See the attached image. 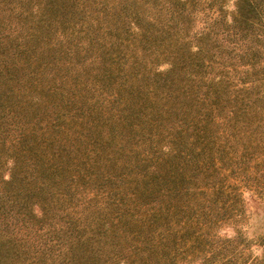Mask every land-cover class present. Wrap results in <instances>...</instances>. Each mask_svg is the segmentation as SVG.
<instances>
[{
  "label": "trees",
  "instance_id": "trees-1",
  "mask_svg": "<svg viewBox=\"0 0 264 264\" xmlns=\"http://www.w3.org/2000/svg\"><path fill=\"white\" fill-rule=\"evenodd\" d=\"M226 1L0 0V264H264L213 231L239 194L184 176L259 145L264 0Z\"/></svg>",
  "mask_w": 264,
  "mask_h": 264
},
{
  "label": "rangeland",
  "instance_id": "rangeland-1",
  "mask_svg": "<svg viewBox=\"0 0 264 264\" xmlns=\"http://www.w3.org/2000/svg\"><path fill=\"white\" fill-rule=\"evenodd\" d=\"M233 1L227 0L225 4L227 20H229V16L234 9ZM196 25L197 22L194 26ZM157 68L160 71H165L167 65L161 64ZM30 107L31 105H29ZM41 109V107H32L27 109L26 112L24 109L19 110V113L32 118L39 115ZM50 110H52V107ZM14 119L15 117L12 119L10 113L6 114L0 120V124L3 126V123ZM251 121H253L252 127L254 128L252 138H254V142L258 141L259 143V145H256V143L252 145L255 148L254 153L242 150L240 145L225 147L221 151L215 147L206 148L207 150L204 153L196 156V159H198L197 165L185 166L184 176L190 185L188 187L190 196L191 198H196V202L202 197V192L195 190L196 186H211L213 183L219 182L226 185L227 190H235L239 194L241 197L240 209L243 210L245 215L240 216L237 220L238 222L233 224L229 221L219 223L217 226H213V231L220 239H223L235 237V231L238 230L241 240L247 244L249 254L257 256L260 253L259 239L264 237V124L260 119V115L257 116V114L253 115ZM1 129L4 130L2 127ZM163 140L162 137H157L152 141L153 146L160 150L164 149L165 143ZM136 148L142 149V147ZM209 151L213 152V154ZM207 154L211 155L212 159L205 161ZM214 160L219 162L220 171L212 172L213 167L211 168L210 166H212ZM1 161L3 164L0 173L6 177L8 160L4 161L2 158ZM207 166L210 168H207ZM242 177H246V183L240 181ZM194 212L198 213L195 210ZM194 212L190 209L188 212L179 213V215L182 217L184 213L194 216ZM210 262L212 260L206 262L199 255H195L191 262L187 264H213Z\"/></svg>",
  "mask_w": 264,
  "mask_h": 264
}]
</instances>
